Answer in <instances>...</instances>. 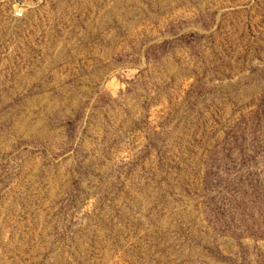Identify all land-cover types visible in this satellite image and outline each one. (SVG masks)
<instances>
[{"label":"rangeland","instance_id":"1","mask_svg":"<svg viewBox=\"0 0 264 264\" xmlns=\"http://www.w3.org/2000/svg\"><path fill=\"white\" fill-rule=\"evenodd\" d=\"M0 264H264V0H0Z\"/></svg>","mask_w":264,"mask_h":264}]
</instances>
